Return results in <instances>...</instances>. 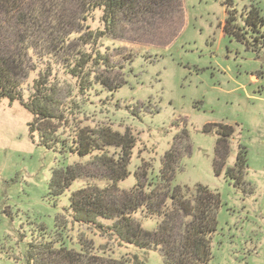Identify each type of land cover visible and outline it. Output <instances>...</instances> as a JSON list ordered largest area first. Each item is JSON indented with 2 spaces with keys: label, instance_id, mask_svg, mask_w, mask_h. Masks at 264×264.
<instances>
[{
  "label": "rangeland",
  "instance_id": "374dc122",
  "mask_svg": "<svg viewBox=\"0 0 264 264\" xmlns=\"http://www.w3.org/2000/svg\"><path fill=\"white\" fill-rule=\"evenodd\" d=\"M181 6L100 42L99 52L112 65L104 76L114 90L98 86L95 94L76 98L80 107L72 128L109 127L132 137L128 176L118 182L115 194L133 190L137 182L150 190L161 175L172 178L171 187L202 185L217 193L220 206L208 264H264V26L253 27L248 18L254 10L264 18V0H181ZM227 10L233 19L225 32ZM98 18L96 13L92 28ZM34 76L29 75L26 87ZM62 86L66 90V82ZM31 120L18 102H0V264H28L29 243L40 239V226L71 243L86 233L117 259L131 261L135 255L138 264H165L159 251L119 246L62 216L70 192L84 181L51 196L48 181L54 168L79 163L88 180L101 185L109 174L100 163H90L91 157L40 145L37 135L31 137ZM221 124L232 126L233 134L227 157L218 159ZM240 148L246 150L241 175L234 167ZM167 152L173 172L162 170ZM108 153L119 160L122 150L112 146ZM163 208L168 210L164 217H147L142 226L153 230L163 222L172 227L170 239L176 233L184 236L190 217L168 199ZM57 215L62 219L55 228Z\"/></svg>",
  "mask_w": 264,
  "mask_h": 264
},
{
  "label": "trees",
  "instance_id": "16d2710c",
  "mask_svg": "<svg viewBox=\"0 0 264 264\" xmlns=\"http://www.w3.org/2000/svg\"><path fill=\"white\" fill-rule=\"evenodd\" d=\"M181 7V0H0V102H18L30 113L29 131L31 137L37 135L40 145L62 154L91 157L90 163L106 167L109 176L102 185L90 182L79 163L52 170L48 181L51 196L63 194L76 180L84 181L82 187L70 192L64 208L62 216L70 224L86 225L119 246L159 251L165 264H208L219 195L202 185L193 190L171 187L172 178L162 175L150 190L137 182L133 190L115 194L118 182L128 176L132 137L109 127L72 128L71 123L79 112L76 98L95 94L98 86L114 90L104 76L112 65L109 56L99 52L100 42L122 37L127 26L151 15L163 16L170 8L180 11ZM96 13L99 24L92 28ZM248 18L251 26L258 22L264 26V18H259L256 10ZM232 19L227 10L225 32ZM31 73L35 76L27 88ZM65 82L66 90L62 86ZM216 133L217 157L223 159L228 155L233 127L221 124ZM112 146L122 150L119 160L109 155ZM170 156L171 152L164 155L162 170L173 172ZM245 165L246 150L240 148L234 165L239 175ZM226 175L234 177L231 170ZM167 199L190 217L184 236L176 233L170 239L172 227L163 222L153 230L142 226L143 219H160L168 213L163 208ZM62 216H56L55 228ZM40 227V239L29 243L28 264H138L135 255L131 261L112 257L86 233L71 243L66 237L53 238Z\"/></svg>",
  "mask_w": 264,
  "mask_h": 264
}]
</instances>
